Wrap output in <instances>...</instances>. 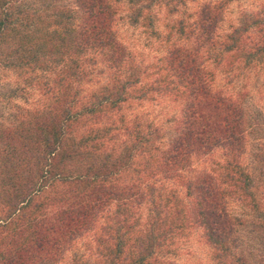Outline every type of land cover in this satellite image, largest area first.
<instances>
[{"label": "trees", "instance_id": "obj_1", "mask_svg": "<svg viewBox=\"0 0 264 264\" xmlns=\"http://www.w3.org/2000/svg\"><path fill=\"white\" fill-rule=\"evenodd\" d=\"M73 3L81 11L80 24L74 25L73 15H66L64 9L32 15L29 37L14 27L18 20L21 26L30 24L29 18L17 14L16 0H0V47L17 34L19 64L49 63L45 67H52L53 74L32 111L21 114L20 124L0 126V264H58L83 237H87V255L96 264H150L182 213L176 202L162 216L161 204L165 206L170 198L162 203L161 194L148 181L153 175L180 178L193 153L220 147L233 160L224 181L248 192V175L234 160L244 143L241 109L231 97L213 91L198 55L178 46L171 51L169 66L185 95L180 129L166 147L153 153L160 148L157 137L139 126L130 128L119 115L127 98L124 82L101 85L88 103L79 96L85 80L77 76L83 72L78 73L81 64L76 56L94 50L117 69L124 51L112 30L114 8L109 0ZM220 13L204 4L196 21L203 38L211 42ZM263 18L264 13L258 14L234 27L221 43L223 49L243 54L247 62L261 58ZM67 59L70 64L57 70ZM137 158H146L144 176L136 172ZM184 190L187 221L203 230L216 257L227 256L234 223L225 190L208 175L187 179ZM261 260L258 264H264V257ZM81 261L79 256L71 264Z\"/></svg>", "mask_w": 264, "mask_h": 264}, {"label": "rangeland", "instance_id": "obj_2", "mask_svg": "<svg viewBox=\"0 0 264 264\" xmlns=\"http://www.w3.org/2000/svg\"><path fill=\"white\" fill-rule=\"evenodd\" d=\"M114 8L112 30L123 45L124 60L116 69L110 68L99 52L76 56L77 75L82 80L79 93L83 101L91 100L93 90L114 82L126 86V100L119 115L130 128L139 126L142 131L157 137L159 153L179 132L183 114L184 93L169 66L171 51L184 46L191 55H198L203 75L213 91L231 97L241 109V128L244 143L235 162L247 173V191L234 182L225 180L229 161L224 148H213L205 153H193L190 164L180 172V178L157 173L148 181L154 184L162 203V216L181 206L178 226L169 234L150 264H258L264 257V55L245 60L243 54L227 52L221 46L225 36L234 27L264 13V0H109ZM204 4L221 11L213 33V41L203 38L196 21ZM19 17L29 18V26L14 24L21 35L32 36V15H51L56 10L72 14L73 24L82 21L73 0H16ZM68 10V11H67ZM264 19V18H263ZM36 23L38 20H34ZM4 40L0 47V126L20 124L25 110L32 111L36 100L42 96L46 83L51 84V68L19 64L18 36ZM250 40L248 37L246 41ZM213 46V48H212ZM243 51H247L244 48ZM242 51V52H243ZM191 57V56H190ZM65 69L70 60H63ZM116 95H114L115 97ZM118 120V114L114 115ZM119 121V120H118ZM129 137V135H128ZM146 158H137L135 169L142 174ZM151 175V174H150ZM213 177L226 192V207L234 223L227 256L216 257L215 250L205 240L203 230L187 221V198L184 182L187 179ZM149 176V175H148ZM241 189V190H239ZM175 201L172 199L174 197ZM146 210L142 211L145 217ZM183 225V227L179 226ZM87 237L76 240L58 264H71L81 258V264H96L88 257ZM262 261V260H261Z\"/></svg>", "mask_w": 264, "mask_h": 264}]
</instances>
